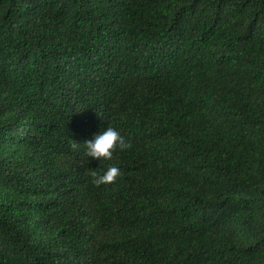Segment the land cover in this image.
I'll list each match as a JSON object with an SVG mask.
<instances>
[{
    "label": "trees",
    "instance_id": "obj_1",
    "mask_svg": "<svg viewBox=\"0 0 264 264\" xmlns=\"http://www.w3.org/2000/svg\"><path fill=\"white\" fill-rule=\"evenodd\" d=\"M0 264H264V0H0Z\"/></svg>",
    "mask_w": 264,
    "mask_h": 264
},
{
    "label": "clouds",
    "instance_id": "obj_2",
    "mask_svg": "<svg viewBox=\"0 0 264 264\" xmlns=\"http://www.w3.org/2000/svg\"><path fill=\"white\" fill-rule=\"evenodd\" d=\"M78 146L77 143L72 142L74 149ZM131 146V142L126 140L114 127H107L105 130L99 131L83 144L84 155L94 160H111L117 149L124 151ZM120 175V169L115 166L109 167L102 175L96 171L90 172V176L93 177L92 183L97 187L115 183Z\"/></svg>",
    "mask_w": 264,
    "mask_h": 264
}]
</instances>
